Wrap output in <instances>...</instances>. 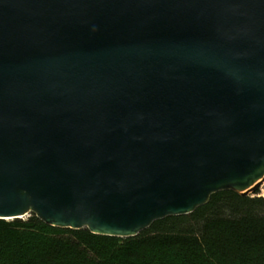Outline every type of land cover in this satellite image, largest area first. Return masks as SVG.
I'll return each instance as SVG.
<instances>
[{
    "label": "water",
    "instance_id": "95a60500",
    "mask_svg": "<svg viewBox=\"0 0 264 264\" xmlns=\"http://www.w3.org/2000/svg\"><path fill=\"white\" fill-rule=\"evenodd\" d=\"M264 183V0H0V220L129 239Z\"/></svg>",
    "mask_w": 264,
    "mask_h": 264
},
{
    "label": "trees",
    "instance_id": "16d2710c",
    "mask_svg": "<svg viewBox=\"0 0 264 264\" xmlns=\"http://www.w3.org/2000/svg\"><path fill=\"white\" fill-rule=\"evenodd\" d=\"M0 264H264V198L216 193L129 239L0 220Z\"/></svg>",
    "mask_w": 264,
    "mask_h": 264
},
{
    "label": "rangeland",
    "instance_id": "374dc122",
    "mask_svg": "<svg viewBox=\"0 0 264 264\" xmlns=\"http://www.w3.org/2000/svg\"><path fill=\"white\" fill-rule=\"evenodd\" d=\"M260 189H261V187H260ZM260 189L258 191H256L254 194H250L249 196H251V197H261V198H264V197L261 196V190ZM28 217L29 216H27L23 220H26Z\"/></svg>",
    "mask_w": 264,
    "mask_h": 264
},
{
    "label": "bare ground",
    "instance_id": "6f19581e",
    "mask_svg": "<svg viewBox=\"0 0 264 264\" xmlns=\"http://www.w3.org/2000/svg\"><path fill=\"white\" fill-rule=\"evenodd\" d=\"M260 190H261V196L264 197V183L262 184ZM26 217H27L26 215L21 216V217H19V220H23V219L26 218Z\"/></svg>",
    "mask_w": 264,
    "mask_h": 264
}]
</instances>
